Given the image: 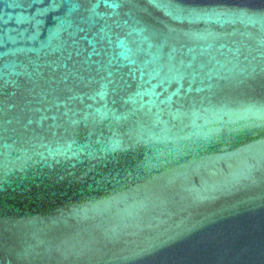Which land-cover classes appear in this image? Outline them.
<instances>
[{
	"label": "water",
	"instance_id": "95a60500",
	"mask_svg": "<svg viewBox=\"0 0 264 264\" xmlns=\"http://www.w3.org/2000/svg\"><path fill=\"white\" fill-rule=\"evenodd\" d=\"M0 264H264V0H0Z\"/></svg>",
	"mask_w": 264,
	"mask_h": 264
}]
</instances>
